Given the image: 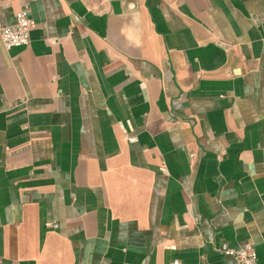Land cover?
Masks as SVG:
<instances>
[{
	"label": "crops",
	"instance_id": "1",
	"mask_svg": "<svg viewBox=\"0 0 264 264\" xmlns=\"http://www.w3.org/2000/svg\"><path fill=\"white\" fill-rule=\"evenodd\" d=\"M20 9L0 264H264V0H0V28Z\"/></svg>",
	"mask_w": 264,
	"mask_h": 264
},
{
	"label": "built area",
	"instance_id": "2",
	"mask_svg": "<svg viewBox=\"0 0 264 264\" xmlns=\"http://www.w3.org/2000/svg\"><path fill=\"white\" fill-rule=\"evenodd\" d=\"M34 27V23L26 9H20L15 14V21L12 25L0 28V40L6 50L15 47L27 46L30 42V32ZM128 142H136V137H128ZM164 170V168H162ZM47 226L55 228L52 223ZM217 250L225 256L234 258L236 264H258L257 256L252 245L247 244L242 248H230L222 245ZM174 264H178L175 262Z\"/></svg>",
	"mask_w": 264,
	"mask_h": 264
}]
</instances>
